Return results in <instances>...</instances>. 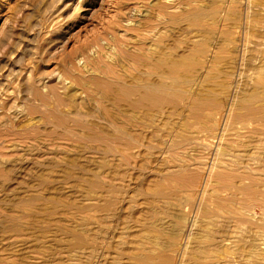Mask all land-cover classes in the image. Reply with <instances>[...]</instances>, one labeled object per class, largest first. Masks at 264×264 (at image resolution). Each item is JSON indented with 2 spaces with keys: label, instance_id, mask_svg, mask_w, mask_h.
<instances>
[{
  "label": "rangeland",
  "instance_id": "374dc122",
  "mask_svg": "<svg viewBox=\"0 0 264 264\" xmlns=\"http://www.w3.org/2000/svg\"><path fill=\"white\" fill-rule=\"evenodd\" d=\"M0 264H264V0H0Z\"/></svg>",
  "mask_w": 264,
  "mask_h": 264
},
{
  "label": "bare ground",
  "instance_id": "6f19581e",
  "mask_svg": "<svg viewBox=\"0 0 264 264\" xmlns=\"http://www.w3.org/2000/svg\"><path fill=\"white\" fill-rule=\"evenodd\" d=\"M65 78H66V77H65ZM99 78H100V77H99ZM109 79H110V78H109ZM147 81H148V80H147ZM106 91H107V90H106ZM148 94H150V93L148 92ZM151 94L153 95V93H151ZM119 95H120V94H119ZM152 95H151V96H152ZM199 104H200V103H199Z\"/></svg>",
  "mask_w": 264,
  "mask_h": 264
}]
</instances>
